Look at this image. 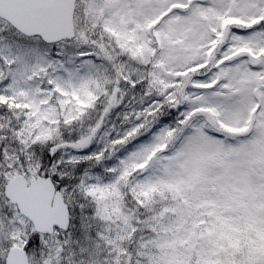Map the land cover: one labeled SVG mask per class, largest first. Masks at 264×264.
<instances>
[{"label":"snow or ice","instance_id":"snow-or-ice-1","mask_svg":"<svg viewBox=\"0 0 264 264\" xmlns=\"http://www.w3.org/2000/svg\"><path fill=\"white\" fill-rule=\"evenodd\" d=\"M0 264H264V0H0Z\"/></svg>","mask_w":264,"mask_h":264}]
</instances>
